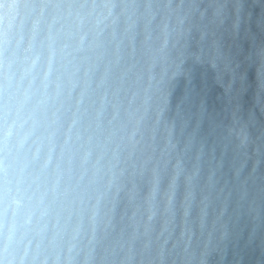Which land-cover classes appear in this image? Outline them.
<instances>
[{
  "label": "clouds",
  "instance_id": "1",
  "mask_svg": "<svg viewBox=\"0 0 264 264\" xmlns=\"http://www.w3.org/2000/svg\"><path fill=\"white\" fill-rule=\"evenodd\" d=\"M0 264H264V0H0Z\"/></svg>",
  "mask_w": 264,
  "mask_h": 264
}]
</instances>
